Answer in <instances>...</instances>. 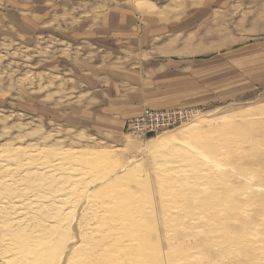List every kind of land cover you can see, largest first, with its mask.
Returning a JSON list of instances; mask_svg holds the SVG:
<instances>
[{
  "label": "rangeland",
  "instance_id": "rangeland-1",
  "mask_svg": "<svg viewBox=\"0 0 264 264\" xmlns=\"http://www.w3.org/2000/svg\"><path fill=\"white\" fill-rule=\"evenodd\" d=\"M120 1L0 0V152L10 155L11 164L24 163L22 171L29 169L32 172L30 184L19 185L18 189L23 192L35 188L36 182L40 183V177L33 173L32 167L42 160L52 161L55 153L61 150H110L117 154V163L140 161L138 167L141 168V173H145L161 169L164 162L166 164L177 160L183 155V149L186 152L189 148L191 150L189 145L204 152L210 144L218 143L216 148H224L226 144H234H229L234 139L237 144H241L243 151L236 165L226 161L234 170L220 175L222 178L219 182L222 185H214L215 192L207 198L201 195L196 204L211 201L223 206L221 209L227 215L218 217L219 220L228 217L229 223H222L230 226L228 242L235 245L236 255H224L225 258H221L218 251L222 249V239L213 234L207 237L201 235L202 238L199 234L192 236L188 232V225L184 227L185 234H188L184 241L180 237L185 235L184 232L174 234L170 231L169 243L172 248L176 246V252L181 249L178 254L184 249L192 253L195 251L194 253L203 258L204 262L200 264H206L205 257L209 261L212 259L211 263L217 261L216 264H264V240L263 243H257L256 248L245 242L242 231L248 229L249 232L259 231L264 235V0H205L197 3L183 16L179 12V5L182 6L187 0L176 1L177 17L161 26L166 29V38L181 43V56L187 62L182 65V71L178 72L179 79H183L173 83L167 81L166 84L169 90L190 93L191 101L185 104L186 107L152 110H181L190 112L191 116L185 123L179 124L180 126L152 133L144 138L133 134L129 122L139 119L149 107L142 108L141 114L126 122L123 128L114 125L101 126L103 123L81 118L83 111L88 110L84 109L83 95H80L86 89L81 87L80 73L76 71L78 58L70 57L77 56L76 50L69 47L60 29L67 27L68 30L70 24H78L95 13L94 8L104 10L107 14H115L110 9L118 7ZM136 1H148L151 8L174 3L173 0ZM36 4L38 12L34 10ZM198 10L205 14L201 22L195 16ZM31 12L38 14L34 18L36 25L40 26L37 36L31 35ZM47 24L50 27L44 26ZM53 25L58 29H53ZM109 26L112 28V21H109ZM71 58L73 63L70 62ZM153 99L156 103L157 99ZM196 117H203V123L193 125L196 129L190 128L189 133L183 131L192 125ZM161 134L175 137L174 140L180 144L186 141V146H179L172 138L173 143L171 141L168 147L157 150L160 153L154 150L155 154L147 157V141ZM76 163L77 168H82L81 164ZM151 164L155 166L152 168ZM24 166L28 167L25 169ZM219 178L218 176L217 179ZM47 184L50 186L46 183L45 187L49 189ZM16 189L14 190L19 193ZM186 204L189 207L196 205L190 202ZM243 210L246 212L239 214ZM195 213L198 214L199 211ZM218 217L215 221L219 224ZM174 218L175 222L168 219L173 226L176 222L186 221L187 213L183 209ZM200 226L194 224L196 229ZM236 237L238 241L234 240ZM203 238L210 242H205ZM241 244H245L244 247ZM259 244L263 247H259ZM249 256L251 257L248 258ZM220 259L225 261L221 262Z\"/></svg>",
  "mask_w": 264,
  "mask_h": 264
},
{
  "label": "bare ground",
  "instance_id": "bare-ground-1",
  "mask_svg": "<svg viewBox=\"0 0 264 264\" xmlns=\"http://www.w3.org/2000/svg\"><path fill=\"white\" fill-rule=\"evenodd\" d=\"M149 5L146 1H135L134 7L142 11L151 8ZM201 118L192 121V125L183 131L189 133L190 128L195 130L197 124L203 123ZM172 138L174 140L175 137L161 134L148 140L147 157L168 147L171 141L173 143ZM182 144L179 143V146L184 148L186 144ZM229 144L224 148H216L218 143L210 144L204 153L188 143L191 150L189 148L186 152L183 149L182 153L181 149L183 155L177 160L164 162L163 166L160 164L161 169L145 173H141L138 167L140 161L117 163V154L110 150H61L55 153L52 161L42 160L32 167L33 173L39 175L40 183L36 182L35 188L23 192L18 187L30 184L32 172L29 169L22 171L24 163L11 164L10 155L0 152V264H200L204 262L203 258L195 251L192 253L183 248L184 251L178 254L181 249L176 252V246L170 247L169 232L183 233L187 225L192 236L199 234L202 238L201 235L207 237L213 234L222 239L220 243L223 246L218 251L221 258L234 255L235 245L228 242L230 226L227 223L224 225L228 217L220 220L218 217L227 215L221 209L223 206L211 201L196 204L201 195L207 198L215 192L214 185L218 187V183L221 184L220 175L234 170L226 161L236 165L242 156L241 144L234 139ZM76 162L82 168H77ZM27 167L24 166L25 169ZM46 183L50 184H47L49 189H46ZM189 202L196 205L190 204L189 207L186 204ZM183 209L187 213L186 221L176 222L173 226L170 222H175L174 217ZM197 210L198 214L195 213ZM244 212L246 210L239 214ZM216 217L219 224L215 221ZM194 224H200L202 229H196ZM242 231L245 242L256 248L257 243L264 240L259 231ZM186 235H180L181 240L184 241ZM234 240L238 241V238ZM244 245L241 244L242 247ZM205 258L206 264L217 263Z\"/></svg>",
  "mask_w": 264,
  "mask_h": 264
},
{
  "label": "crops",
  "instance_id": "crops-1",
  "mask_svg": "<svg viewBox=\"0 0 264 264\" xmlns=\"http://www.w3.org/2000/svg\"><path fill=\"white\" fill-rule=\"evenodd\" d=\"M133 1L136 0L118 2V7L110 9L115 14L94 8L95 13L76 25L70 24L68 30L60 27L69 47L77 51V56L70 57L78 58L76 71L80 73L81 87L86 89L80 95L84 109L88 110H81V118L103 123L101 126L123 128L141 114L142 108L169 110L186 107L191 101L190 93L169 90L166 84L179 79L182 65L187 62L181 56V43L166 38V29L161 26L177 17V0L142 11L134 7ZM204 1H184L179 12L183 16ZM37 9L38 4L34 10L38 12ZM195 16L201 22L204 11H196ZM37 17V13H30L33 36L39 33L40 26L34 22ZM52 28L58 29L56 25ZM153 98L157 99L156 103Z\"/></svg>",
  "mask_w": 264,
  "mask_h": 264
},
{
  "label": "built area",
  "instance_id": "built-area-1",
  "mask_svg": "<svg viewBox=\"0 0 264 264\" xmlns=\"http://www.w3.org/2000/svg\"><path fill=\"white\" fill-rule=\"evenodd\" d=\"M163 1V0H149ZM191 114L186 111H153L145 109L139 119L129 122V127L132 128L133 134L144 138L149 134L164 131L169 128L185 123Z\"/></svg>",
  "mask_w": 264,
  "mask_h": 264
}]
</instances>
